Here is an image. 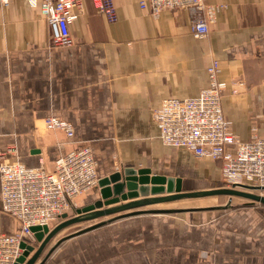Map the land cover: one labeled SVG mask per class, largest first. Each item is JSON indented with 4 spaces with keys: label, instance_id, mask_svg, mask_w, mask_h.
<instances>
[{
    "label": "crops",
    "instance_id": "0c3cea01",
    "mask_svg": "<svg viewBox=\"0 0 264 264\" xmlns=\"http://www.w3.org/2000/svg\"><path fill=\"white\" fill-rule=\"evenodd\" d=\"M112 1L113 21L95 0H80L69 46L51 41L47 20L29 0L0 2V153L52 170L58 156L88 146L98 178L132 167L179 178L190 189L220 183L221 161L164 144L153 111L163 98L196 96L208 85L207 65L216 61L225 83L221 108L232 131L243 140L264 135V0H207L223 6L201 38L191 31L190 9L153 15L139 0ZM45 116L69 122L72 137L45 128ZM97 198L98 185L75 200L80 208ZM182 215L173 229L159 232L153 223L161 216L119 218L101 232L68 238L56 262L264 264V208L216 218ZM18 228L0 201V232Z\"/></svg>",
    "mask_w": 264,
    "mask_h": 264
},
{
    "label": "built area",
    "instance_id": "2783aa9c",
    "mask_svg": "<svg viewBox=\"0 0 264 264\" xmlns=\"http://www.w3.org/2000/svg\"><path fill=\"white\" fill-rule=\"evenodd\" d=\"M47 20L50 38L61 46L72 44L70 25L80 16V0H29ZM7 5L9 0H0ZM96 8L113 21L112 0H95ZM141 8L157 15L162 9L187 8L194 12L191 31L201 38L208 31V20L223 4L207 0H139ZM216 61L206 67L208 85L192 97H166L153 111L158 137L166 145L182 147L198 158L221 161L222 180L227 185L256 186L264 196V135L252 133L240 139L231 129L221 108L225 83L218 80ZM47 129L62 130L72 137V125L57 117L45 116ZM230 146V147H229ZM14 150L9 148L8 151ZM0 153V201L4 212L19 222L14 232H0V264H14L24 245L37 240L33 226L51 228L62 215L75 210L76 197L98 185L97 161L88 146L58 156L52 170L42 165L27 166L18 158ZM53 225V226H52Z\"/></svg>",
    "mask_w": 264,
    "mask_h": 264
},
{
    "label": "water",
    "instance_id": "95a60500",
    "mask_svg": "<svg viewBox=\"0 0 264 264\" xmlns=\"http://www.w3.org/2000/svg\"><path fill=\"white\" fill-rule=\"evenodd\" d=\"M98 186L99 198L88 205L77 208L75 215L69 217L64 213L62 215L63 219L51 228H47L46 226L42 228L39 226H33L32 230L34 231L39 244L37 247L21 244V246L24 247V250L14 264H35L36 260L40 257L44 246L57 232L62 228L79 222L109 216V218L102 219L89 226L69 233L57 243L62 239H68L119 218L146 213H167L184 210L182 208H142L147 205L174 201L181 198H195L213 195H228L229 197L240 196L264 205V196L254 191L258 189L256 186L234 184L231 187L184 190L181 187V181L179 178L165 177L156 174L150 175V171L147 168L135 169L132 167H126L111 172L109 175L99 178ZM121 200L127 201L120 202ZM52 248L49 250L46 257L50 254ZM45 258L37 264H43Z\"/></svg>",
    "mask_w": 264,
    "mask_h": 264
},
{
    "label": "rangeland",
    "instance_id": "374dc122",
    "mask_svg": "<svg viewBox=\"0 0 264 264\" xmlns=\"http://www.w3.org/2000/svg\"><path fill=\"white\" fill-rule=\"evenodd\" d=\"M220 170H221V167H220ZM214 187H231V186L227 185V183H225L222 180V176H221V182L218 184H214L211 186H198V188H191V189L187 188V187H182V189L194 190V189H207V188H214ZM247 202H248V199H246V198H243L240 196L229 197L228 195H213V196H204V197H195V198H181V199H177V200H174V201H171L168 203L161 204L159 206L161 208H182L184 210L176 211V212H167V213H148V215L153 214L154 216H161V217L165 218L164 220H162L161 223H158L157 225H155L153 223V225H154L153 227L155 228V232H159L162 229H163V231H165L166 229H169V230L173 229L174 223H175V220L177 219V217L183 216L182 214H185V212H187V210L188 211H195V212H204V214L205 213L206 214H212L211 216L213 218H216L219 216L222 217L223 215L229 214V213L234 212L236 210H245L247 208H253V207L264 208V205L259 203V202H256V201L254 203H247ZM208 207H211V208H208ZM77 208H79V207L77 206V203H76L75 210L70 211L68 216L70 217V216L75 215ZM189 208H205V209H189ZM102 219L100 218V219H94V220H90V221H83V222H79V223L70 225L69 227H67L66 229L61 231L59 234L53 236L52 239L49 240L47 242V244L44 246L40 257L36 260L35 264H37L43 258H45L46 255L48 254L49 250L52 247H53L52 251L46 257L47 259L45 258L46 261H44L43 264H57V262H56L57 254L59 253L61 248H63L65 246V244L68 241H67V239H64V240L62 239L59 243H57V242L61 238L68 235L69 233H72L78 229L89 226L90 224L98 222ZM119 220L120 219H116L114 221L105 223V224L97 227L98 229L94 228V229H91L89 231L94 230V232H98V231L101 232L102 230H105L104 228H106V229L109 228V226L111 225V224L109 225V223L118 222ZM53 225H56V223ZM89 231H87V232H89ZM107 242H105V243L107 244ZM38 244H39V242L36 240L33 246L37 247ZM109 256H110L109 253L105 254L104 260L106 261L109 258Z\"/></svg>",
    "mask_w": 264,
    "mask_h": 264
},
{
    "label": "trees",
    "instance_id": "16d2710c",
    "mask_svg": "<svg viewBox=\"0 0 264 264\" xmlns=\"http://www.w3.org/2000/svg\"><path fill=\"white\" fill-rule=\"evenodd\" d=\"M255 192H257V190H254ZM258 193V192H257ZM247 199V198H246ZM255 201H252V200H250V199H248V202L247 203H254ZM67 227H69V226H67ZM67 227H65V228H62L59 232H57L55 235H57V234H59L61 231H63L64 229H66ZM54 235V236H55ZM52 239V238H51ZM50 239V240H51ZM47 259V258H46ZM46 261V260H45ZM46 263V262H45Z\"/></svg>",
    "mask_w": 264,
    "mask_h": 264
}]
</instances>
